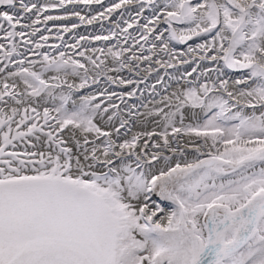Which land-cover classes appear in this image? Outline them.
<instances>
[{"label":"snow or ice","instance_id":"6c2138e0","mask_svg":"<svg viewBox=\"0 0 264 264\" xmlns=\"http://www.w3.org/2000/svg\"><path fill=\"white\" fill-rule=\"evenodd\" d=\"M131 2L85 17L65 0H0V264H264V0H136L135 16L121 15L108 36L77 40L78 59L65 58L63 44L55 55L42 51L48 38L35 39L48 10L66 15L44 16L45 25L69 16L91 25ZM78 3L101 0H67ZM134 25L147 49L128 31ZM202 36L211 39L188 48L202 53L192 58L197 67L169 77L183 86L162 95L152 85L160 99L146 113L124 103L148 79L123 77L125 69L140 76L147 63L151 74L153 56H167L156 60L167 72L184 55L170 42ZM113 37L106 51L76 50ZM224 69L240 72L231 87ZM90 81L97 91L77 95ZM101 82L135 86L116 93ZM140 115L158 118L159 130L129 137ZM183 136L201 143L182 146Z\"/></svg>","mask_w":264,"mask_h":264},{"label":"bare ground","instance_id":"6f19581e","mask_svg":"<svg viewBox=\"0 0 264 264\" xmlns=\"http://www.w3.org/2000/svg\"><path fill=\"white\" fill-rule=\"evenodd\" d=\"M49 0H32L33 3H48ZM51 2H58V0H51ZM119 2V1H118ZM117 0H101V4L97 5L93 3L90 5L88 8L84 7L83 3H78L76 6L73 8L72 4H67V0H65L66 6L69 11H77L79 12L82 16L88 17L92 15H96L97 13H107L105 12V9L109 8L112 4L118 3ZM198 2V0H193V3ZM138 11V8L136 7V0H132V2L126 7V8H121L118 9L115 13L112 14L111 17L108 19H100L98 18L96 21H94L91 25L84 24V25H79V19L74 16H69L66 20H56V21H49L47 25L44 23V16H53V17H64L65 11L63 9H53V10H48L44 13L41 14L40 16V22L36 25L37 28L40 29V32L38 35L35 37L36 40L40 39V36H46L47 42L44 43V47L42 51H47L55 55L57 53V46L63 44L64 47L60 48L59 51H63L65 53V58H68L71 56L73 59H78V56H72L73 52V47L76 45L77 40H79L80 37H89V36H108L109 32L108 29L112 28L115 26V22L123 15V18H129V14L132 16H135L136 12ZM144 15L146 16H151V10H145ZM32 19H35V16L32 17ZM31 21H25V23H30ZM146 21L141 18L140 19V24L143 25ZM73 23L78 24L79 26L70 32H63L62 25L67 24L69 28H71V25ZM101 25H103V30L101 29ZM178 29L181 27H186V25H174ZM124 27V25H122ZM160 29L163 30L164 28L167 27L166 24L161 23L160 24ZM49 29L46 31L45 29ZM59 30V31H58ZM30 31V29H29ZM119 29H117V32L119 33ZM130 33H132L133 36L137 37L140 36V33L136 30V26L134 25L133 28L128 29ZM105 33V34H104ZM108 33V34H106ZM62 37V39H61ZM165 37H167V33H165ZM151 39V37H149ZM211 39L210 36H202V37H193L191 40L187 41L186 43H179L178 41H171L169 44V47L171 49H175L176 53H183L184 55L182 57L180 56H174L173 58V63L176 64L177 66L175 68L168 67L167 72H165V67L166 65L162 66L160 64L156 63L157 59L161 60H167V56H153V59L151 61V66H152V72L151 74L148 73V67L149 65L147 63H141L140 66V76H135V75H130L128 70L125 69V71L121 74L123 77L130 78V79H140L143 76H148V79L143 81L139 87L137 88V94L135 97H127L125 96V101L129 107L132 105H136V107L133 109L134 112L137 113H146L147 109L143 107L144 105H148V107H152V101L153 99L159 100L160 96H153L152 95V85H156L155 91L160 92L162 95L166 94L164 92L165 87H168V91H172L176 89L179 86H183L185 83L183 80H181L180 85L176 83L174 79H170L169 77H180L184 73L182 72L183 69L186 68L185 72H191L192 67H197V65L192 62V58L196 57L199 58V56L202 55V53L198 52H188L189 46H192L195 48L196 44L204 43L206 40ZM142 42L140 44L145 45V49L149 47L148 43L144 40H141ZM4 41L0 39V43H3ZM116 38L113 37L108 41H92L91 43H85L84 41H81V44L83 45L82 48L76 49L77 51L83 50L88 54H91L93 48L97 49H104L105 51L108 48V45H116ZM144 42V43H143ZM43 43V42H42ZM132 42L129 41V44ZM103 48H100L99 46H102ZM95 55H100L99 52H97ZM140 53L137 52V56H139ZM144 56L150 55V53L145 50L143 53ZM34 58L31 54H29V59ZM181 60H186L189 61L187 63V66H182L178 68L181 65L180 61ZM82 63H87L84 60H81ZM5 62L3 60H0V67L3 66ZM108 64L109 67H113L111 58H108ZM216 67H222L221 65H215L210 62H205L201 61L200 68H207V69H213ZM158 69V72H157ZM200 69H198L199 71ZM110 75H115V73H109ZM5 73H0V77H3ZM93 75V73L90 72V76ZM197 74L193 73L192 78L194 79ZM240 75L239 70H229V69H224V76L220 77L221 79L228 78L230 80V87L231 81L235 80L238 76ZM209 76L212 79H215L217 77V73L212 71L209 72ZM159 77H164V80L157 84V80ZM70 82L73 81L74 78L69 77L68 78ZM11 83V81H9ZM75 83H79L78 80H75ZM91 85V81L89 82ZM135 85L132 86H117V85H105L103 82H101L100 88L103 89L104 87H108V90L111 92H116V93H127L131 91V88L134 87ZM97 91V86L96 85H91V86H86L85 89H82L77 93V95H88L89 93H95ZM113 103L116 104H121V101L114 100ZM2 106V105H0ZM48 107H52L51 104L47 105ZM121 108H123V104H121ZM7 110V109H6ZM53 116L55 113H52ZM125 118L128 119L127 115L125 114ZM16 119L18 120L19 117L17 116ZM158 118H152V117H145L143 115H140L136 118L131 119L129 122L131 124V130H122V132L127 131V135L130 137L132 134L137 133V132H144V131H151L154 128H157V125L155 123V120ZM141 121H144L141 123ZM188 122V121H186ZM38 123H42V121H38ZM97 123H101V126H104L101 121H97ZM157 130H159L157 128ZM70 133L65 132V138L67 139L69 137ZM181 139V145L185 146L188 145L189 141L195 140L196 144H200L201 141L197 140L195 137H189V136H183ZM69 145H71V141L69 140ZM175 146V145H174ZM22 150V149H18ZM206 151V150H205ZM168 154H171L170 152ZM187 154L188 158H192V152H191V146H188L187 149ZM174 162V161H173Z\"/></svg>","mask_w":264,"mask_h":264},{"label":"rangeland","instance_id":"374dc122","mask_svg":"<svg viewBox=\"0 0 264 264\" xmlns=\"http://www.w3.org/2000/svg\"><path fill=\"white\" fill-rule=\"evenodd\" d=\"M119 0H117V2H118ZM48 3H49V1H48ZM125 19H127V18H125ZM105 34V33H104ZM106 34H108V33H106ZM137 39L139 40V36H137ZM139 42L141 43L142 41L141 40H139ZM144 43V42H143ZM110 46H114V45H108V47H110ZM100 48H103V45L102 46H99ZM188 64H184V65H181V66H179L178 68H180V67H182V66H187ZM185 70H186V68L185 69H183L182 70V72L183 73H185Z\"/></svg>","mask_w":264,"mask_h":264}]
</instances>
